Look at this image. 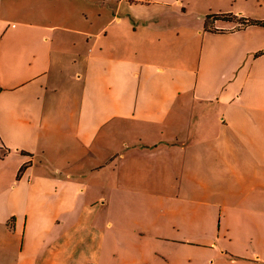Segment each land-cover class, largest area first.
Returning <instances> with one entry per match:
<instances>
[{"label":"crops","instance_id":"1","mask_svg":"<svg viewBox=\"0 0 264 264\" xmlns=\"http://www.w3.org/2000/svg\"><path fill=\"white\" fill-rule=\"evenodd\" d=\"M169 256L264 264V0H0V264Z\"/></svg>","mask_w":264,"mask_h":264},{"label":"rangeland","instance_id":"2","mask_svg":"<svg viewBox=\"0 0 264 264\" xmlns=\"http://www.w3.org/2000/svg\"><path fill=\"white\" fill-rule=\"evenodd\" d=\"M234 260L236 259L235 257L233 258ZM168 260L170 261L169 263H167V264H173L172 263V257L171 256H169L168 257ZM188 262H185V264H187ZM164 264V263H163Z\"/></svg>","mask_w":264,"mask_h":264},{"label":"trees","instance_id":"3","mask_svg":"<svg viewBox=\"0 0 264 264\" xmlns=\"http://www.w3.org/2000/svg\"><path fill=\"white\" fill-rule=\"evenodd\" d=\"M245 22H246V23H259L258 21H250V20H246ZM245 22H244V23H245Z\"/></svg>","mask_w":264,"mask_h":264}]
</instances>
